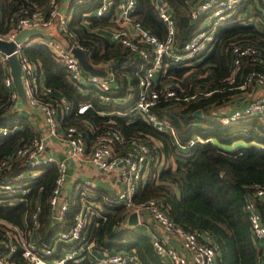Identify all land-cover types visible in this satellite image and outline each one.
Listing matches in <instances>:
<instances>
[{
  "label": "trees",
  "instance_id": "16d2710c",
  "mask_svg": "<svg viewBox=\"0 0 264 264\" xmlns=\"http://www.w3.org/2000/svg\"><path fill=\"white\" fill-rule=\"evenodd\" d=\"M48 1L0 0V33L9 31L16 12L44 8ZM167 1L176 17L177 44L182 46L199 28L201 18L191 17L199 0ZM70 2L80 15L73 14L69 30L75 34L77 44L86 52L90 63L108 64L116 85L109 92L112 99L102 101L95 86L77 85L48 47L32 44L26 47L25 53L37 69L44 72L47 88L53 91L45 95V100L56 103L66 99L70 103L66 121L79 124L88 143L94 142L104 131L116 129L125 139L122 147L130 146L133 140H142L153 152L163 154L165 160L158 176H150L141 183L134 200L139 203L158 198L176 223L205 233L217 248L218 264H262L261 250L253 238L245 205L249 199L254 200L264 221V203L255 195V186L264 187V118L246 116L238 122L223 124L218 108L230 102L243 88L256 87L246 82L251 71L264 72V2L241 0L230 12L229 20L217 27L214 45L199 61L170 63L159 73L155 86L158 90L171 84L180 96L188 97L166 98L162 94L155 107L159 118L174 126L175 135L158 130L143 117L129 113L137 97L139 77L149 60L113 40L109 34L94 29L100 25L112 28L111 16L82 17V10L87 7ZM133 16L149 33L160 39L165 37L166 24L153 0H136ZM236 44L251 46L255 51L235 64L233 46ZM4 76L0 59V125L17 126L0 136V183H11L18 188L17 174L29 170L30 165L18 158L15 150L30 143L37 132L17 109L4 84ZM129 90L130 101L122 103L121 97ZM83 103L92 105L84 113H77ZM106 109L111 113L105 114ZM115 109L125 114H116ZM238 139L246 141L247 145L235 149L222 145ZM171 157L176 165L169 163ZM57 175V167L52 164L41 176L32 178L27 193L0 192V218L27 230L39 205L37 236L51 243L58 232L73 224L77 209V206L70 207L65 223L50 215L49 199ZM106 207L99 215L95 213L88 225V239L94 241L98 253L135 249L137 262L127 264H167L156 253L150 235L126 222L128 209L124 205ZM3 229L0 225V254L9 250V243L2 237ZM13 258L27 264L19 251ZM65 264L97 263L85 258Z\"/></svg>",
  "mask_w": 264,
  "mask_h": 264
},
{
  "label": "built area",
  "instance_id": "2783aa9c",
  "mask_svg": "<svg viewBox=\"0 0 264 264\" xmlns=\"http://www.w3.org/2000/svg\"><path fill=\"white\" fill-rule=\"evenodd\" d=\"M75 4L86 2L95 5V16H104L112 12L116 26L111 29L110 36L113 40L138 52L145 60H149L143 74L139 77L137 97L129 113L143 117L147 122L158 130H167L175 135L172 124L161 120L155 111V107L161 95L166 98L187 99L178 94V91L167 84L158 90L157 77L166 69L170 63L193 64L196 60L206 54L216 40L217 27L229 20L230 12H233L237 3L241 0H199L191 12L193 19H204L207 15H213L211 25L206 28H198L193 36L182 46L177 44L176 17L167 0H153L159 16L166 24V35L160 39L149 33L139 21L133 16L136 9V0H72ZM264 2V0H262ZM70 17L61 11L59 0H49L44 8L29 12L25 9L16 12L12 17L11 27L5 34L0 33V38L13 40L24 28H43L56 24L61 33V38L47 37L45 34H37L17 43L13 53H16L22 70L23 87L29 105L39 106L46 115L48 124V136L58 134V122L68 114L70 103L66 99L56 103L45 100V95H50L51 88L45 91L39 90L37 82L39 72L36 64L25 53L26 47L32 44H40L48 47L53 57L59 61L68 71L69 76L77 85L90 84L97 88L98 97L102 101H109V94L114 86L113 74L100 76L87 72L81 65L78 57L73 52L74 47L79 46L75 34L69 30ZM255 49L251 46L236 44L233 46L234 62L239 64L240 60L252 54ZM11 53L0 52L5 76L4 84L10 90L11 98L17 102L19 94L14 86L13 77L10 73L9 57ZM108 65V64H107ZM159 68V71H158ZM109 72V71H108ZM246 82L264 89V72L253 70ZM131 90L121 97L122 103H127L131 98ZM195 96V95H193ZM91 103H83L78 106L77 113H84L91 107ZM116 114L125 112L121 109L114 110ZM246 116H258L264 118V92L252 98L242 108H235L231 112L222 113L221 122L231 123ZM64 127L63 138L67 143V156L56 161L58 175L50 195V215L54 220L66 222V214L73 200L69 196H62V189L67 180V163L69 159L89 160L104 171L116 173V179L120 189L112 196H106L105 202L110 205H124L128 209L126 222L132 212L137 213V222L142 223L141 214L146 211L156 222V225L165 234H153L152 243L156 253L167 259L171 264H216L217 248L208 241V236L198 230L187 229L176 223L168 214L167 208L155 197L137 203L134 194L137 187L145 182L150 176H158L157 168H154L160 159L159 153L152 151L150 146L142 141L133 140L128 147H122L125 142L122 134L116 129L104 131L98 138L88 143L82 127L76 123H67ZM15 127L0 125V136L12 132ZM45 151V142L38 134L30 143H24L16 148L15 155L25 159L30 165L29 170L19 172L16 176L20 186L14 187L11 183H0V192H21L25 194L30 189L32 178L40 176V167L43 160L41 157ZM5 161L4 163H6ZM2 165L0 164V169ZM154 169V171H153ZM28 173V175H27ZM26 178V179H24ZM86 186L94 187L95 183L86 181ZM88 195L84 189L81 198V207L75 212L73 224L67 230L57 233L51 243L41 241L37 236L39 226L38 213L40 206L37 205L31 216L32 225L27 230L20 228L17 224L0 218L3 226L2 237L9 244V250L0 254V264H22L13 254L17 251L27 260V264H65L68 261H79L85 258L94 260L97 264H127L137 262L135 249L129 251H111L97 253L94 241L88 239V225L96 212L94 203L86 198ZM255 195L264 203V187L255 186ZM249 212L253 238L259 250H261L262 264H264V221L254 200L249 199L245 205ZM71 240V241H70ZM175 240L179 246L172 243ZM67 250L64 253L63 245Z\"/></svg>",
  "mask_w": 264,
  "mask_h": 264
},
{
  "label": "crops",
  "instance_id": "0c3cea01",
  "mask_svg": "<svg viewBox=\"0 0 264 264\" xmlns=\"http://www.w3.org/2000/svg\"><path fill=\"white\" fill-rule=\"evenodd\" d=\"M59 2H60L61 11L64 12L65 14H68L70 19L73 18V14L75 12H77L76 14L80 15L78 11L73 9V5L70 2V0H59ZM92 4L93 3L86 2V3H83L82 5L91 6ZM92 6H94L93 8L95 9V5L93 4ZM85 11H87V8L82 10V15H81L82 17L87 16L85 14ZM111 14L112 12H109L106 15L111 16ZM91 15L95 16V14H91ZM112 19L114 20V18ZM115 26H116V22L114 21L113 27ZM112 28L108 26L100 25L94 29L103 31L106 34L110 35V31ZM45 35L51 38H61L62 37L56 24L47 27V30H45ZM91 64L95 67L106 70L107 71L106 76L111 74L107 64H102V65H95L93 63ZM38 72H39V80L37 82V87L39 88V90L45 91V88H47V85H48L45 74L42 70H38ZM83 85L89 86L90 84H83ZM113 85H116V82H114ZM263 92H264V89L259 88V87L250 86V87H247L246 89L243 88L238 93H235L233 95L234 98L230 102L218 108V112L226 113V112H231L235 108H242L252 98H254L255 96ZM16 107L19 111H21L24 114L25 118H27V120L32 124L37 134L39 136H42L45 142V151L43 153V156L41 157V160H43L42 163L44 162L45 163L39 166L41 170V173H40V176H41L44 173V171L47 170V167H49L52 164L57 167L56 161L64 159L67 156L68 146L63 138L64 127L67 124V121H66L67 114L61 120L59 118L58 134L53 135V136H48L47 135L48 124L46 122V115L39 106H32L29 104L28 106H25L19 97V99L16 102ZM104 113L109 114L111 113V110L106 109L104 110ZM240 120H237L235 122H238ZM231 123H234V122H231ZM231 123H228V124H231ZM223 124H226V123H223ZM222 145L223 147L228 148V149H235L238 146L247 145V142L244 140L238 139V140H234L233 142L229 144L222 143ZM159 155H160V159L158 160L157 164L154 167V168H157V170L160 164H162L163 159H164L163 154L161 155L159 153ZM169 163H171L172 165H176V162L173 157L169 159ZM67 170H68L67 180L62 189V196H69L72 198L73 200L72 205L77 206L76 211H78L79 208L81 207V201L79 199L81 198V195H82V192H84V189L88 187L86 186V181L88 180L95 183L94 187H91V188L88 187L89 190H87L88 195L86 196V198H88L94 203L93 205L95 208L94 212H96V214L99 215L101 212L106 211L107 209L106 206H117V205H110L105 202V197L108 195V191H110L111 188L115 190L114 193L120 189V184L118 183L116 179L115 172L104 171L100 167L91 163L89 160L79 161V160H73V159L68 160ZM159 172L160 171H158V174ZM141 217H142L143 222L139 224L137 223V225H135L136 228H138L142 232L147 233L148 235H150L151 238L154 233L158 235L165 234L163 230L160 229L156 225V222L150 217V215L146 211L142 212ZM172 243L179 246V244H177L175 240H172ZM164 261L167 264H171V262L167 259H165ZM216 264H218V262H216Z\"/></svg>",
  "mask_w": 264,
  "mask_h": 264
},
{
  "label": "water",
  "instance_id": "95a60500",
  "mask_svg": "<svg viewBox=\"0 0 264 264\" xmlns=\"http://www.w3.org/2000/svg\"><path fill=\"white\" fill-rule=\"evenodd\" d=\"M37 34H45V29L43 28H24L15 36V39L13 40H6V39L0 38V52L7 53V54L11 53L9 60H8L9 66H10V73L13 77L14 86L19 94V97L22 103L25 106H28L29 103L27 101V97H26L24 87H23L21 65H20V61H19L17 54L13 53V51L15 50L17 43L23 42L26 38L32 37ZM73 52L75 56L78 57L82 67L87 72L91 74L100 75V76L107 75L106 70L95 67L89 62L86 52L79 49L78 47H74ZM197 113H200V110H198ZM137 223H138L137 213L132 212L129 216V224L137 225Z\"/></svg>",
  "mask_w": 264,
  "mask_h": 264
},
{
  "label": "rangeland",
  "instance_id": "374dc122",
  "mask_svg": "<svg viewBox=\"0 0 264 264\" xmlns=\"http://www.w3.org/2000/svg\"><path fill=\"white\" fill-rule=\"evenodd\" d=\"M92 5H93V4H92ZM92 5H91V6H86V7H87V11H85V14H86V15L94 14L95 9L93 8ZM212 19H213V15H211V14L205 16L204 19H201V21H200V25H199V28H206V27L210 26V25H211V22H212ZM158 71H159V68H158ZM164 160H165V158L163 159L162 164H160V166H159V168H158V170H157V173H158V171H160L161 168L163 167ZM153 171H154V169H153ZM27 175H28V173H27ZM85 190L87 191V190H89V188L86 187ZM114 191H115V190H114L113 188H111V190L108 191V195H107V197H108V196H112V195L114 194ZM70 241H71V240H70ZM63 247H64V249H63L62 251H63L64 253H66L67 250H68L69 248H67V245H66V244H64ZM96 252H97V251H96ZM97 253H98V252H97Z\"/></svg>",
  "mask_w": 264,
  "mask_h": 264
}]
</instances>
